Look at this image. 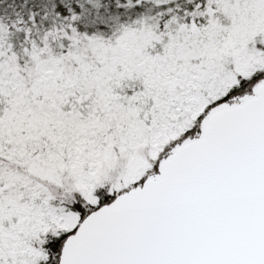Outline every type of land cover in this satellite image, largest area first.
<instances>
[{"label":"snow or ice","instance_id":"snow-or-ice-1","mask_svg":"<svg viewBox=\"0 0 264 264\" xmlns=\"http://www.w3.org/2000/svg\"><path fill=\"white\" fill-rule=\"evenodd\" d=\"M0 264H264V0H0Z\"/></svg>","mask_w":264,"mask_h":264}]
</instances>
